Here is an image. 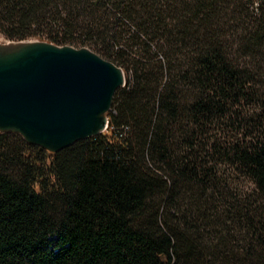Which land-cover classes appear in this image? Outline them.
I'll use <instances>...</instances> for the list:
<instances>
[{
    "label": "trees",
    "instance_id": "1",
    "mask_svg": "<svg viewBox=\"0 0 264 264\" xmlns=\"http://www.w3.org/2000/svg\"><path fill=\"white\" fill-rule=\"evenodd\" d=\"M0 0V33L128 76L58 152L0 133V264H264V0ZM31 37V36H30ZM249 179L239 198L220 167Z\"/></svg>",
    "mask_w": 264,
    "mask_h": 264
},
{
    "label": "water",
    "instance_id": "2",
    "mask_svg": "<svg viewBox=\"0 0 264 264\" xmlns=\"http://www.w3.org/2000/svg\"><path fill=\"white\" fill-rule=\"evenodd\" d=\"M125 70L88 47L0 33V133L58 152L108 131Z\"/></svg>",
    "mask_w": 264,
    "mask_h": 264
},
{
    "label": "rangeland",
    "instance_id": "3",
    "mask_svg": "<svg viewBox=\"0 0 264 264\" xmlns=\"http://www.w3.org/2000/svg\"><path fill=\"white\" fill-rule=\"evenodd\" d=\"M251 6L254 8L258 4L259 0H250ZM50 25H43L42 28L40 27V30H37L36 27L32 26L30 31V36L34 34H41V33H48L46 29H48ZM29 36V37H30ZM28 37V38H29ZM26 39V38H25ZM60 43L59 45H61ZM74 47H88L93 50L92 47L84 46L80 44H67ZM221 174L219 175V182L220 187L223 188V190H227L228 192H231L230 194L236 196L239 198L240 193L241 194H252L255 190V185L246 177L240 175L236 171L232 170L231 168L227 166L220 167Z\"/></svg>",
    "mask_w": 264,
    "mask_h": 264
}]
</instances>
